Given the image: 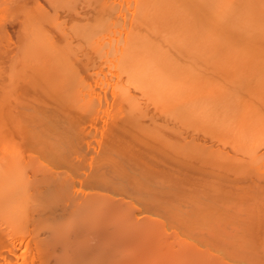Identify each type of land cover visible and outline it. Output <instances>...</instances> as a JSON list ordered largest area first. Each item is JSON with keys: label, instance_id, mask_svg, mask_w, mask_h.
I'll use <instances>...</instances> for the list:
<instances>
[{"label": "bare ground", "instance_id": "6f19581e", "mask_svg": "<svg viewBox=\"0 0 264 264\" xmlns=\"http://www.w3.org/2000/svg\"><path fill=\"white\" fill-rule=\"evenodd\" d=\"M47 1L51 5L52 1ZM47 1L0 0V58L6 62L5 58L11 56L8 61L11 59L13 62L10 60L9 63H14L13 66L15 67L14 69L12 66L13 69L10 68L11 70L8 68L11 72V75L10 72L8 74V86L7 84L2 86L1 83L4 80L0 81L2 88L10 87V89H0V122L2 123H0V219L2 218L0 220V264H264V128L258 133L261 124L259 127L255 122L253 123L255 124L254 127L249 120L248 124H252L251 128H255L256 132L259 127L258 132L254 136V134L248 135L251 131L246 132L250 127L248 124V128L244 129L245 133L248 134H243L240 130L246 121L240 124L243 126L238 124L239 130L243 135L239 134L236 137L237 134L233 133L236 134L233 137L235 138L234 141L237 140V142L232 143L233 140L231 138L229 140L228 136L225 135L232 145H230V142H226L227 140L224 141L226 138L222 133V139H220L221 137L218 138L217 135L214 136L215 133L212 134L213 137L219 139L218 143L221 140V148L217 147L219 145H214L215 143H210L213 142L212 139H210L211 141L205 139L210 144L204 139L203 141L201 139L204 138L202 135H200V137L202 136L200 138L202 142L200 139L198 140L197 134L195 136L193 133L197 132L196 130L199 127L194 130L197 125L192 127L193 125L191 126L190 124H193V118L188 113L186 114L188 112L187 109L192 111L196 101L193 100L194 104H192L189 100L193 98H186L185 100L183 96L187 97L186 95H188L189 97L204 88L203 92H205L201 93L205 95L201 94V96H206L208 94L206 92L209 91L206 88L217 84L214 77L216 76L219 80L221 76L219 73L222 70L217 71L218 68H216L217 72H215L214 66V72H211L215 73V75L211 74L210 70L212 68H209L210 70L207 72H210L211 75H209L213 77V84L209 75L210 78L208 77V79L211 83L208 82V79V83L206 80L204 81L207 77H204V79L200 78V81L202 79L204 82L194 83L195 85L193 86L200 88L201 85L202 88L195 87L196 91H193L194 93L188 90L191 94H185L184 91L188 93L185 87H191L193 80L190 82L186 80L190 84L184 80L186 83L184 84V95H182L183 92L181 90L183 88L178 86H181L183 81L178 83V79L182 80V78L187 77H178L184 75L185 70L184 73L182 71L177 73L176 70L175 73L173 70L172 73L174 75L177 74L175 75L177 79H174L173 75L170 76V70L168 71L167 66L163 69L164 67L162 68L160 64H157L158 60L156 61L154 58L156 56L159 59L160 56L154 55L151 58V54L148 56L146 53L148 49L151 50L152 46L149 48V45L152 44L151 41L153 40H147L145 37V35L148 38L152 36L149 35L150 33H155L156 35L161 33L162 36L165 33V29L168 30L170 27L178 29L176 32L185 28V32L189 30L187 32L189 35H191L190 30L192 31L193 36H188L195 38L199 42V37L196 38L194 34L196 32L198 34L201 33L199 31H202L203 26L193 34V25L197 24L196 29L203 24L201 22L204 21L205 24L209 20L213 22L210 28L213 26L217 33L215 38H217L216 42L218 41L217 45L219 43L218 47L215 44L216 42L214 43V36H212L213 40L211 39V42L208 38L210 35L207 34L206 39L204 33L201 38H205V40L199 39L202 40L203 44L209 43L207 45L201 44V41L199 45L193 39H191L192 43H187L189 40L184 42L185 38L182 39L183 37L181 39L178 38V40L177 35L179 34L175 35L177 36L175 37L176 39L168 34L167 37L169 36V39L164 38L166 41L158 37L159 43L162 44H159L158 40H156L157 44L163 47L165 46L163 44L165 41L167 42V48L165 47V49H169L170 40L174 42L173 45L176 41L177 44L184 42L188 45L190 43L192 46L188 45L189 48L187 47L189 51L193 48L202 50L205 47L206 49L207 46H210L211 49L212 46L214 50H211L216 54L212 55V53H209L211 51L207 52L208 47L206 50L203 49L205 52L202 51L201 59L203 57L207 58L208 55L214 57L218 55L217 57L221 58L215 57L216 60L214 61L216 63L219 61L220 67L223 64L225 66L227 62L224 58L227 60H229L230 56L234 58V54H237L239 50L240 56L238 54L235 57L239 60L238 64L243 61L240 64L244 66L241 65V68L244 67L249 71L253 67L254 70L255 65H250L252 60L249 63L250 59L245 58V54H249L247 53L249 48V52L252 49L256 52L254 55H257V48L264 49V36H261L263 39H260L261 37L257 39L256 37L258 35L256 33L258 29L262 28V24V29H264V20L262 21L264 17L261 16L262 19L259 17V19L257 18L258 20L254 18L255 16L253 17L255 12H251L252 7L249 9L250 4L252 5V0H248L250 3H245L242 8L236 5L238 4L237 0H229L233 6L235 5V10L233 11L237 17L233 19V14V21H229L233 7H231V10L227 9L228 0H224L225 2L223 0H111V2L110 0H99L98 3H102L101 9L105 10L109 14V19L112 17L113 20L111 19L108 24L105 16V22L103 23V19L98 24L97 21L99 20L95 21L97 17L94 19L97 16V12H95L96 15L92 16L95 24L90 26L94 25L93 28L96 27V29H91L90 33L92 34L90 37L88 36L89 38L86 37L85 33V28L89 26L87 25L88 22L84 23V19L87 20L86 17H83L85 14L81 16L84 19H80L81 21L83 20V25H87L86 27L81 25L80 27L82 28H80L77 24L81 22L79 17L71 14V18L69 17L68 19L70 21H67L68 25H66L65 21V29H60V32H58V27L60 28V23L63 24V22L53 20V16L49 17L51 14L48 16L50 10L45 9ZM253 2V5L256 4L257 6L259 1L255 0ZM261 2L263 3L260 6L264 9V0H261ZM113 3L114 6L117 4L116 7H119V5L120 7H112ZM223 4L227 6L223 8ZM59 5L61 10V4ZM125 5L126 8H124ZM246 5H249L247 9L243 7H246ZM53 6L55 7V5ZM193 6L196 10L198 6L203 8L205 10L204 16L207 13L206 17L208 16V20H204V16L200 19L197 18L201 15L199 10L195 11L193 9ZM225 9L227 12L229 11V15H227L229 19L226 16V18L223 17L227 14L224 11ZM189 10H194V14L195 12L198 13L192 18L193 12L191 13ZM204 10L201 9V13ZM254 10L256 11V9ZM185 11L189 13L187 14ZM91 13L93 14V11ZM244 13L247 14V17ZM186 14L188 17L192 16L190 19L192 18L198 23L195 24L189 18L188 20ZM240 14L245 15L248 23L245 22L244 15L241 16ZM128 16L131 17L129 18ZM248 17H252L253 21H257H254L253 24L252 19ZM54 18L58 17L55 16ZM183 18L194 24L192 26L189 25L190 23L183 21ZM201 19L202 21H200ZM221 19H225V22ZM236 19L237 24L239 23L240 26L234 25ZM178 20H180V23L181 21L184 22V28H181L183 25L180 26L182 23L179 25ZM219 20L220 23L223 22L225 24L223 25L222 23L224 27L227 25L228 27H226L229 30H232V25L240 27L241 30L243 26H241V23L243 24L242 21H244V26L246 27L243 26L242 29H244V32L247 30L253 35L248 32L246 34L243 30L238 31L240 34L238 32H230L231 34L233 33V36L228 33L232 37L238 34L240 37L243 32L244 35H250L251 39L249 36L246 39L242 35L240 37L242 40L237 36L238 40L244 43L243 46L239 42H236V45L233 42L235 39L232 42L236 46L232 45L233 43L230 44L231 39L228 42V38H226L227 36L229 37L228 33L222 30L221 27L218 28L217 24H215ZM239 20H241V23ZM258 21L261 22V25H259ZM58 22L60 26L57 24ZM46 24L53 26L54 32V29L57 28V32H50ZM162 25L163 27L160 28L159 26ZM205 25L204 27L209 28L207 22ZM253 25H256L257 29ZM189 27H192V29ZM247 27L251 30L247 29ZM210 28L209 31L211 30ZM217 28L218 30L221 29L224 35L220 34L221 31L219 30V32ZM180 31L181 35L179 37L184 35V32ZM212 32L210 31L209 33ZM218 32L220 34L219 37H217ZM214 34L212 33V35ZM51 35L57 36L52 37ZM189 37L186 39H190ZM75 38L77 40L81 39L85 44L79 40L82 43L79 42L80 46L77 47L75 45L77 42L72 43V39L74 41ZM222 38L223 40H221ZM153 39L155 38L153 37ZM146 40L148 41L147 43L149 41L150 43H145ZM244 41H247L248 44ZM252 42L255 44L252 45V47L254 46L253 48L251 47ZM184 43L181 48L185 46ZM193 43L197 47L193 46ZM82 44L85 47V53L77 50L79 47V49L83 47ZM177 44L175 45L179 48L180 44ZM226 44L230 47L228 48ZM159 45L157 46L160 47ZM238 45L240 48H238ZM244 45L249 47L246 48ZM33 46L34 48L39 46L37 51L36 48L32 49ZM153 46L155 47V45ZM214 46L217 51L220 50L219 47L225 49L221 50V52L219 51L220 54H218ZM45 47H48V55L46 50V53L43 51ZM170 48L173 49L172 47ZM227 48L233 51V55L229 56V54H232V52L228 54L230 51L226 55ZM259 50L258 56L253 57L262 58L263 63H261V60H257L260 63L253 61L256 62L257 66L259 65V73L261 72L260 70L263 73L264 66L262 68L261 66L264 65V51ZM155 52H157V49ZM203 52L207 54V57ZM141 54H147L148 57ZM241 54L244 56L242 57ZM183 55L186 56L185 53ZM187 58L186 60H188ZM233 58L230 60L233 61ZM235 58L234 60H236ZM221 60H224V63ZM185 63L188 62L186 61ZM191 63L193 64V62ZM212 63H210L211 66H213ZM227 63L229 64V61ZM236 63L237 61H235ZM204 64L206 63L204 62ZM246 64L248 68L245 66ZM178 65H180L179 62ZM178 65L176 63L174 66ZM199 66L201 65H198L197 68H200ZM206 66L205 68L207 69ZM19 68L21 70L24 69L23 72L19 73L21 71ZM238 68L241 71L240 66ZM14 70H16V74ZM163 70L169 73H165ZM177 70H179V67ZM201 70H203L201 75L205 74L203 73L205 69L202 68ZM239 70L237 69V73H234V68L231 72L232 74H237V77L240 73ZM253 70L248 75L249 77L253 73L256 75L257 71L253 72ZM25 72H28V74ZM18 73L21 77H27L28 80L24 84L21 83L19 85V80H22V78L17 75ZM180 73L182 74L180 75ZM191 73L187 72V74ZM262 73L261 76H263ZM242 75L240 74L239 77L244 78L246 76ZM261 76L259 74L260 78L258 77V81L255 79L256 83L258 82V87L264 85V78L262 80ZM196 77L194 76L193 79ZM221 78L223 83L226 84L225 81L227 80L224 81L226 77ZM253 78H247V80H252ZM173 80L178 81L174 82ZM195 81L197 80L195 79ZM232 83L234 82L231 81ZM259 83L262 84L259 85ZM234 84L235 89L233 87V91L237 89L236 82ZM245 84H248V82ZM254 84L255 82H253ZM257 84H255L256 89L258 88ZM204 85L205 87L203 88ZM242 85L244 86L243 82L241 87ZM217 86H219V83ZM217 86L214 88L220 89L219 92L217 91L218 98L222 94L223 97L226 96L221 91L223 87L220 85L221 88H217ZM245 87H247V90L243 91H248V94L253 91H260L261 95L264 91L261 88L256 90L255 87L248 90L249 85ZM214 90H210L209 96H211L207 97V95L206 98L208 100L211 99V101L214 99V103H216L215 105L209 101V105L220 107L219 101L216 102V91L215 97L214 94L212 95ZM221 92L222 94H219ZM236 92L233 93L236 94ZM238 93L240 95L239 91ZM198 94H200V91ZM198 94L196 95L198 96ZM229 94L231 95L232 93L229 92ZM17 95L19 99H22L19 100ZM23 95H26V98L31 95V99L29 98V101L27 99V104H25L26 100ZM239 95L236 96L238 101L237 98L235 101L234 99L232 100L234 103L226 101L223 104L225 100H229V97L233 98V95H227V99L225 98L224 100L220 97V103L223 100L222 104L223 106L225 105L223 108L225 109L226 107L225 110H227L228 104H239ZM256 95L259 94H255V97ZM261 96L263 97L264 94ZM249 97L252 99V95ZM171 99L174 102H171ZM200 99L203 98L200 97ZM204 99L202 100L203 103L205 102ZM244 99L242 98L241 101L243 102ZM13 100L14 102L17 101L18 108L21 106V110H16V112L13 110L11 106ZM255 100L256 102L254 103L261 101L257 97ZM19 101H25L23 104L27 108L24 105L22 106ZM37 101L39 105L41 101L45 104L42 102L43 105L37 106ZM184 101H187L186 105ZM200 101L195 104L197 107ZM242 102L240 103L241 105L237 104L240 108L236 105L237 109L242 110V104L246 101ZM246 103L245 106L247 108L245 107L246 109H244L248 111L250 108L247 113L251 111V107L252 110H256L253 109V105L251 106L253 100L251 103H247L248 105L250 104L249 106ZM205 104L201 108H205ZM187 105H190L191 109ZM262 106L264 107V102ZM230 107L232 108L231 105ZM223 108H221V112L219 111L220 113L225 112L222 111L224 110ZM195 109L197 108L195 107ZM235 109H228V111L230 110L233 113ZM207 110L203 109L201 112ZM236 110L237 115L239 110ZM263 110L262 113H264ZM169 112H171V116L169 115L168 117ZM194 112L196 111H193L192 114ZM173 113L179 118H173L174 120L177 119L175 121H178V123H174L175 121L170 119L174 116ZM198 113L196 114L198 115ZM239 113L243 112L240 111ZM179 114H184L186 117ZM226 114L225 116H228L229 113ZM259 114L256 115V118L261 116ZM209 115L211 114L209 113ZM236 115L233 116L232 114L234 118H238ZM242 115L241 120L246 119L244 118L247 116L246 111ZM254 116H250L251 120L255 119ZM167 117L174 121L171 123L168 119L172 125H189L191 131L185 132L184 127L181 128L182 126L167 127L164 123V121L167 122ZM189 117H191V120L188 119ZM250 118L247 117V119ZM225 119L223 120L222 118L221 120L225 121ZM262 119L258 117L260 123L264 122V119ZM199 120L201 121V119ZM213 120L215 124L217 121H215V118ZM235 120L237 119H234V122ZM227 122L229 123V121ZM242 122L240 121V123ZM237 123L234 124L236 127ZM216 125L219 126V124ZM256 125L258 126L257 128ZM3 126L11 129L12 133L7 128L11 135L15 134V137L8 139L4 136ZM224 126L222 125V127ZM219 127L218 130L222 128L221 125ZM204 128L202 127V129ZM200 134L203 133L201 132ZM193 136H195L194 139ZM207 138L209 137L207 136ZM227 146L231 148L230 151ZM226 149L227 151H224ZM1 208H3V211ZM4 224L7 225L3 226Z\"/></svg>", "mask_w": 264, "mask_h": 264}, {"label": "rangeland", "instance_id": "374dc122", "mask_svg": "<svg viewBox=\"0 0 264 264\" xmlns=\"http://www.w3.org/2000/svg\"><path fill=\"white\" fill-rule=\"evenodd\" d=\"M42 1H43V0H42ZM46 1H47V0H46ZM51 1H52L53 4L51 3V5H50L49 2L47 1V5H46L45 9H46V10H50V13L48 14V16L51 14L49 17L53 16V17H52L53 20H55V21H59V22H63V24L60 23L61 26L59 25V22L57 23V24L60 26V28L58 27V29H59L58 32H60V29H61V30H62V29H65V26L68 25L67 23L70 21V20H68V19H69V17L71 18V14H72V15L75 14L76 17H79V20H80V21H81L80 18H82V19H84L85 17L87 18L88 21H87L86 19H84V23H85V22H88V24H87V23H86V24L89 25L87 28H85V29H86V31H85V33H86V37H88V36L90 37V36H91V34H92V33H90L91 29H92V30H93V29H96V27L93 28L94 25L90 26L91 24H95V23H93V20H94L96 17H97L98 19L96 18L95 21H96V20H99V21H97L98 24H99L100 21H103V19H104V21H103V23H104V22H105V18H106V20L108 21V24H109L110 20L112 19L111 16H110L111 19H109V16H108L109 14H107V12H106L105 10H102V9H101V7H102L101 4H102V3L99 4V3H98L99 0H97V1H96V0H91V1H90V0H77V1H75V0H59V1H58V0H55V1H54V0H51ZM57 1H58V2H57ZM63 1H64V2H63ZM65 1L67 2V4H66ZM108 1H109V0H108ZM233 1H236V0H233ZM243 1H244V3H243ZM243 1H242V0H237V3H238V4H236V5H238L239 7L241 6V8H242V5H244L245 3H246V4H247L248 2L250 3V1H248V0H246V1L243 0ZM253 1H255V0H252V2H251L252 5L250 4V6H249V5H246V7H245V6H243V7L246 8V9L248 8L247 6H249V9L252 7V11H251V12H255V14L253 13V17L255 16L254 18H256V19H257V18L259 19V17H260V19H262L261 16L264 17V13H263V12H264V9L261 8L260 5H261V3H263V2H261V0H257V2H258V1H259V2H258V4H257V6H256V4L253 5V3H254ZM54 2H56V4H54ZM60 2H62V3H60ZM90 2H91V3H90ZM110 2H111V0H110ZM223 2H225V1L223 0ZM228 2H229L228 4L230 5L231 1L228 0ZM257 2H256V3H257ZM57 3H58V5H57ZM89 3H90V4H89ZM97 3H98L99 5H98ZM59 4H61V10H62V11H61L60 8H59V6H60ZM68 4H69V5H68ZM75 4H76V6H75ZM132 4H133V3H132ZM53 5H55L56 8H55ZM72 5H73V6H72ZM116 5H117V4H116ZM116 5L114 6V3H113V4H112V7H113V6L116 7ZM229 5H228V6L226 5V6L228 7V8H227L228 10H231V9H232L231 7H233L232 11L235 10V9H234L235 5L233 6L232 3H231L232 6H231V5L229 6ZM47 6H48V8H47ZM62 6H63V7H62ZM64 6H65V7H64ZM68 6H69V7H68ZM71 6H72V7H71ZM80 6H81V8H80ZM96 6H99V7H96ZM109 6H110V4L108 5V8H109ZM224 6H225V5L223 4V8H224ZM226 6H225V7H226ZM258 6H259V7H258ZM263 6H264V5H263ZM67 7H68V8H67ZM119 7H120V5H119ZM119 7L117 6L116 8H119ZM236 7H237V6H236ZM239 7H238V8H239ZM257 7H258V8H257ZM54 8H55V9H54ZM57 8H58L59 10H58ZM62 8H63V9H62ZM66 8H67V9H66ZM78 8H79V9H78ZM124 8H126V5H125ZM198 8H199V9H198ZM198 8H197V10H196V9L194 8V6H193V9H195V11H198V10H199V12H200L199 14H200L201 16L198 15L199 17H197V18L200 19L201 17L204 16L205 10H204L203 8L199 7V6H198ZM200 8H201L202 10H204V11H202V13H201V11H200V10H201ZM64 9H65V10H64ZM100 9H101V10H100ZM112 9H113V8H112ZM114 9H115V8H114ZM239 9H240V8H239ZM254 9H256V11H258L261 15H260L258 12H256ZM259 9H260V11H259ZM46 10H44V11H46ZM53 10H54V11H53ZM66 10H67V11L70 10V11L67 12ZM81 10H82V11H81ZM95 10H96V11H95ZM106 10H107V9H106ZM123 10H126V9H123ZM240 10H241V9H240ZM56 11H58V12H56ZM91 11H93V14L91 13ZM102 11H103V12H102ZM104 11H105V12H104ZM127 11H129V10H127ZM187 11H188V10H187ZM193 11H194V10H193ZM193 11H190V10H189V12H191V13H192ZM224 11H225L227 14H225V15L223 16V14H224V13H223L222 16H223V17L226 16V17L229 19V16H227V15H229V14H228L229 11L227 12L226 9H225ZM237 11H239V10H237ZM245 11H247V10H245ZM249 11H250V10H249ZM262 11H263V12H262ZM51 12H52V13H51ZM54 12H56V13H54ZM95 12H97V16H95L94 19H93L92 16H94V14L96 15ZM125 12H126V11H125ZM189 12H188V13H189ZM233 12H234V11H233ZM233 12H231L232 14L230 13L231 18L229 19V21L232 20L233 17H234L233 19H235V18L237 17V16L235 15L236 13H235V12L233 13ZM251 12H249V13H251ZM57 13H59L60 15H59V14L57 15ZM104 13H106L107 15H106V14L104 15ZM128 13H129V12H128ZM185 13H187V12L185 11ZM188 13H187V14H188ZM197 13H198V12H195L196 15H197ZM238 13H240V12H238ZM238 13H237V14H238ZM242 13H243V12H242ZM249 13H248V14H249ZM262 13H263V14H262ZM52 14H53V15H52ZM54 14H55V15H54ZM69 14H70V15H69ZM83 14H85V15H83ZM187 14H186V16H187ZM192 14H193V17H192V16H189V17L187 16V19H188V18L190 19V17L194 18V16H196V15L194 14V12H193ZM206 14H207V13H206ZM206 14H205V16H204V20H205V19L208 20V19H207L208 16L206 17ZM233 14H234L235 16H234ZM244 14H245V13H244ZM244 14H242V15H244ZM257 14H258V15H257ZM63 15H64L65 17H64ZM66 15H67V16H66ZM78 15H79V16H78ZM82 15H83L84 18L81 17ZM189 15H190V14H189ZM232 15H233V17H232ZM240 15H241V14H240ZM242 15H241V16H242ZM245 15H246V17H247V14H245ZM245 15H244V17H243L244 19H245ZM55 16L58 17V18H54ZM61 16H62V17H61ZM105 16H106V17H105ZM256 16H257V17H256ZM59 17H60V18H59ZM73 17H74V16H73ZM88 17H90V18L88 19ZM104 17H105V18H104ZM128 17L130 18L131 16H128ZM183 17H185V16H183ZM226 17H225V18H226ZM239 17H240V16H239ZM101 18H102V19H101ZM192 18L190 19V20H192V22L194 21L195 24L198 23V21H195V20L192 19ZM195 18H196V17H195ZM197 18H196V20H197ZM248 18H249V17H248ZM250 18H251L252 21H253V18H252V17H250ZM250 18H249V19H250ZM56 19H57V20H56ZM62 19H64V20H62ZM92 19H93V20H92ZM100 19H101V20H100ZM184 19H186V18H183V21L190 23L189 25L192 26V25L194 24V23L191 24L192 22H189V21L184 20ZM189 19H188V20H189ZM199 19H198V20H199ZM237 19H241V18H237ZM237 19H236V23H234V25L236 24V25H239V26H240L239 23L237 24ZM246 19H247V18H246ZM246 19H245V20H246ZM258 19H257V20H258ZM11 20H12V19H11ZM13 20H14V18H13ZM85 20H86V21H85ZM112 20H113V19H112ZM180 20H182V19H180ZM180 20H178V21H179V25L182 23V24L180 25V26H182L184 22L181 21V23H180ZM221 20H222V21L224 20L223 22H225V19H221ZM242 20H243V19H242ZM257 20H254V21H257ZM263 20H264V18L262 19V21H263ZM65 21H66V25L64 26ZM67 21H68V22H67ZM178 21H177V22H178ZM200 21H202V19H201ZM200 21H199V22H200ZM232 21H233V20H232ZM232 21H231V22H232ZM239 21H240V23H241V20H239ZM248 21H249V20H248ZM254 21H253V24H254ZM74 22H75V21H74ZM76 22H78V21H76ZM82 22H83V20H82L81 22H78V23H77V24L79 25V27H80L81 25H82V27L85 26V25H83ZM206 22H207V25L209 24V25H208L209 28H210L211 25H213V24H211V23H213V22H211V21H209V20L206 21ZM206 22H205V24H206ZM214 22H215V21H214ZM223 22H222V23H223ZM242 22H243V24L241 23V26H242V25L244 26V23L247 22V20H246L245 22H244V21H242ZM258 22H259V25H261V24H260L261 22H260V21H258ZM81 23H82V24H81ZM89 23H90V24H89ZM202 23L204 24V21L201 22V24H202ZM219 23H220V20H219V22H216L215 24H217V27H218V28L221 27L222 30H224V31L227 32V33H228V32H229V33H230V32H238V31L240 30V27L235 26V27H237V28H235L234 25H232V24H231V25L233 26V28H232V26L230 27V25H229V27L232 28V30H231V29L229 30V28H227V27H228L227 25H226L227 27H226V26L224 27V26H223V25H225L224 23H223V25H222V23H220V24H219ZM228 23H229V22H228ZM232 23H233V22H232ZM247 23H248V22H247ZM247 23H246V24H247ZM256 23H257V22H256ZM263 23H264V21H263ZM6 24H7V23H6ZM106 24H107V22H106ZM199 24H200V23H199ZM203 24L200 25V26H198L196 29H195V27L197 26V24H196L195 26L193 25V27H194V29H193V31H194L193 34L195 33L196 30H199L200 27L203 26V29L201 28L203 32L200 30L199 32H201V33L198 34V33L196 32V34H194V35H196V38H198V37L201 38V36L203 37V33H204V37H205V38L207 37L206 35L209 34V35H210V36L208 37L209 40H210V41H211V39L213 40V37H212V36H214V38H215V35H217L215 29L213 28V26L210 28V29H211L210 31H211V32L213 31V32H212L213 34H214V31H215V34L212 35V33H209V32H210V31H209V28H206L207 26H206L205 24H204V25H205L206 27H204ZM218 24L221 25V26H219ZM250 24H251V23H250ZM62 25H63V26H62ZM87 25H86V26H87ZM248 25H249V24H248ZM251 25H252V24H251ZM257 25H258V23H257ZM46 26L48 27V29H50V30H49L50 32H53V33H56V32H57V30H56L57 28L54 29V30H55V32H54V31H53V26L48 25V24H46ZM86 26H85V27H86ZM96 26H97V25H96ZM155 26H156V25H155ZM215 26H216V25H215ZM243 26H242V27H243ZM253 26L256 27V25H253ZM43 27H44V26H43ZM43 27H42V28H43ZM47 27H45V28H47ZM61 27H62V28H61ZM79 27H78V28H79ZM82 27H80V28H82ZM159 27L161 28V27H163V25H162V26H159ZM159 27H158V28H159ZM242 27H241V30H240V31L243 30V32H244V29H242ZM244 27H246V26H244ZM249 27H250V26H249ZM88 28H90V29H88ZM158 28H157V29H158ZM160 28H159V29H160ZM181 28H184V25H183ZM189 28L192 29V27H189ZM204 28H206V29H204ZM218 28H217V30H218ZM234 28H235L236 30H235ZM250 28H251V27H250ZM250 28L247 27V29H250ZM259 28H261V27H259ZM262 28H263V24H262ZM262 28H261V29H258V31L256 30L257 27H256V29L253 28V27L251 28V29H255V30L257 31V33H256V34H258V35L256 36L257 39H258V37L260 38L261 36H264V35H263V33H264V29H262ZM48 29H47V30H48ZM174 29H175V28H171V27H170V29H168V30H166V29H165V31L163 30L166 34L163 33V32L161 31V32L163 33L162 36H161V33H160V35H159V33H157L158 36H157L155 33H152V34L150 33L149 35H152V36H149V38H148L147 35H145V37H146L147 40H153V41H151L152 44L149 45V48H151V46H152L151 50L148 49V52H146V53L148 54V56H149L150 54H151V55H150L151 58H152L154 55H157L158 57L160 56V57H159L160 60L157 59L156 56H154V58L156 59V61L158 60V63H157L156 61H155V63L160 64V66H161L162 68L164 67L163 69H165L166 66H167L168 71L170 70V76L173 75L174 79L176 78L175 75H177V74L174 75V74L172 73L173 70H174V72H175V70H176L177 73H178L179 71H180V72L182 71V72L184 73V70H185L184 75H181L182 73H180L181 76L178 75V76H179L178 78H180V77L182 78V76H183V77L186 76L188 79L184 77V78H182V80L178 79L179 81H178V80H176V81L173 80L174 82H177V81H178V83H179L180 81H183V82H184V83L181 82V83H182L181 86H180V85H179V86L177 85L178 87H180V88L182 87V88H183V89L181 90L182 92H183V90H184V86H185L184 84H185L186 82H188V81L190 82V81L193 80V83H191V87H190V86L188 87L187 84H186V86H187L188 88L185 87V90H187V92H188V90H190L191 92H193V91L195 92V91H196L195 89H196V88H199V87H196V86H195V87H196V88H195V87L193 86V85H195L194 83L197 84L198 82H199V83H200L201 81L204 82L205 80H206V82H207L208 77H209L211 74H215V73H212V72H214V71L217 72L218 70H219V71L222 70V71H221L222 74H221V72L219 73V75H221V76H220V77L218 76V77H219V80H218L217 77L215 76L216 74L213 75V76H215L214 79H216L217 84L219 83V86H217V84H215L214 86H212V85H210V86L206 85V84L209 82V79H208V82L205 84L206 86H208L206 89H209V91L206 92V93H208V94H206V96L208 95L207 97H210V96H211V95L209 96V94H210V93H209L210 90H214V89H215L214 87L217 86V88H218V87H220V85L223 87V89L225 88L224 90H225V92H226L227 94L224 92L223 89H221V91H223V93H224L226 96H227V95H229V96H232V95H233V98L229 97V100H225V102H223V100L226 98V96L223 97L222 92L219 93V94H222L221 96H220V95H219V96L222 97L221 99H223V100H221V103H220V99H219L220 97L218 98V94H217V93L220 91V89H218V90L215 89L214 92H212V95L214 94V97H215V91H216V94H217L216 102L219 101L218 104L220 105V107H219V106L216 107V106H215L216 103H214L215 101H214V99H213V98H214L213 96H212L213 98L211 97V98L213 99V101H211V99L208 100V98H206V96H201V94H202L201 92H203V90L205 89V88H204L205 85L203 86L204 89L201 90L200 88H202V87H201V85L199 84V85H200V88H199L200 90H199V89H198V90L200 91V94H198L199 91L196 92V94H198V96H197L196 94H194V95H191V96H189V97H188V95H186L187 97H185L184 92H185V94H191V93H189L190 91H189L188 93H186V91H184V92L182 93V95H184L183 97L185 98V100H186V98H187V99H191V98H193L192 100H189V101L192 102V104H194V103H193V100L196 101V103H197V101H200V100H201V101H200L201 103L199 102L200 104H199V103L197 104L198 107L195 105V104H196V103H195V104H194V108H192V111H190L189 109H187L188 112H186V114L188 113V114L193 118V124H190V125H191V126L193 125L192 127H195V126L197 125L196 128H194V130H196V129L199 127V128H198L199 130H198V129L196 130L199 134L193 130V132H195V133H193V135L196 136V134H197L196 137L198 138V140H199L202 136L204 137V138H201L202 140H203V139H204V140H205V139H209V140L212 139L213 142H210V143H213V144L215 143L214 145H216V146L219 145V146H217V147H220V145H221V140H220V143H218V142H219V141H218L219 139H217V137L220 138V137L222 136V134H223V136H225V135L228 136L229 140L232 139V140H233L232 143H233V142L235 143V142H237V140L234 141L235 138H234L233 136H235V135L237 134L236 137H238L239 134H240V135H241L242 133L244 134V133H245V130L248 128V125H250V124H248V123H249V120L252 122V124L256 122V124L259 125V127H260V124H261L260 130H259V127L256 125V128L258 127L257 129L259 130V132H258V130H257V132L260 133L261 130H263V128H264V126H263V125H264V124H263L264 122H261V123H260V120H258V117H259V119H261V118L264 119V113H262V110L264 109V107L262 106V104H263V102H264V100H263V99H264V98H263L264 96H263V97L261 96L262 94H264V91H263V93L261 92V93H262L261 95H260V91H259V92H258V91H255V92H254L253 90H251V91H253V92H251V94H248V93H247L248 91H247V92L245 91L246 93L243 91V90H247V87H245L246 85H247V86L249 85L248 90H250L251 88H254V87H255V84L258 83V82L256 83V80L258 79L259 74H260V76H261L262 70H260L261 72L259 73V69H258V68H260V67H258L259 65H258V66L256 65V62H257V63H260L259 61H260L262 58L259 59V58H257V57H253V56H258V50L260 49V47L257 48V46H256V48L258 49V50H256V51H257V55H254V53H256V52L253 51V49H252V48L254 47V46L252 47V45L254 44V42H252V43H251V47H252L251 49H252V51L249 52V51H250V48L247 49V50H248L247 53H249V54H247L248 56L244 53L245 56H246L245 58L250 59V60H249V63H250V61L252 60V63H251L250 65H251V66H254V65H255V66H254V70H253V67H252L251 69L249 68V69H250L249 71H247L248 69H245L244 67L241 68V65H242V64H240V63H243V61L240 62V63L238 64L239 60H237V59L235 58L236 55L239 54V50H238V53H237V54H234V55H235L234 58L236 59V60H234V58H233L232 56H230V55H233V51L228 49V48L230 47V46H228V45L232 44L233 42H234L236 45H237L238 42H239L240 44L242 43V42H240L241 40L239 41L238 38H237V36L240 34V32H238L239 34H238L237 36H235V34H234V36H235L237 39H236L235 37H232V36H233V35H232L233 33H232V34L230 33L232 36H230V34L228 33V35H229L230 38L225 34V36H227L226 38H228V42H229V40L231 39V43L228 44V42L225 41V42L228 44V45L226 44V45L228 46V48H227L228 50H227L226 52H225V51H224V52L226 53V55H227V52H228V51H230V52H228V54L231 53V52H232V54H229V56H230L229 60H227L226 58L223 57V58L225 59V61H227V62L229 61V64L226 62V63H227V64L225 63V66H226V67L224 66V64L221 65V67H220V66H219V64H220L219 61H217V63L214 61V60H216L215 57H216V58H219V57H217L218 55L215 56V57L212 56V55L216 54V53H213V50H214V49L212 48V46H211V49H213V50L210 49V46H207V48L209 47L208 49L206 48V49H207V52L211 51V52H209V53H212V55H210V56L208 55V57H207V54L204 53L205 50H206L205 47L203 48V49H205V50H203V49L200 50V49H198V48H197V50H196V48H195V49L193 48L194 50L192 49L191 51H189V49H188L189 46H190V47L192 46V45H190V43H192V42H191V39H193L194 41H196L195 38H190L191 35H192V33H191L192 31L190 30V34H191V35H189V33L187 34V32H189V30H188L187 32H185V31H186V30H184L185 28H184V29H181V31L184 30V31H182V32H184V33H183L184 35L181 36V37H179V36L181 35V34L179 33L180 30H179L178 32H176V30H178V29H175V31H174ZM179 29H180V28H179ZM213 29H214V30H213ZM251 29H250V30H251ZM160 30H161V29H160ZM219 30L221 31V29H219ZM219 30H218V31H219ZM166 31H167V32H166ZM181 31H180V32H181ZM205 31H206V32H205ZM220 31H219V32H220ZM41 32H42V36H43V30H42ZM44 32H45V31H44ZM157 32H158V31H157ZM219 32H218V36H217V37H219L220 34H223V35H224V33H222V31L220 32V34H219ZM243 32H242V35H243L245 38H246L247 36L250 37V35H246L247 32L249 33V31L246 30V31L244 32V33H246V34H245L246 36L244 35ZM253 32H255V31H253ZM253 32H252V33H253ZM61 33H63V32H61ZM260 33H261V34H260ZM147 34H148V33H147ZM168 34H170L169 36L174 37V38L178 36L177 39H178V38L181 39V38L183 37L182 39L185 38V40H183L184 42H186V40H189V41H187V43L190 42V43L188 44L189 46L187 45V43H184V42L182 41L186 47L184 46L183 48H181V47L183 46V45H182L183 43H181V44L178 43V44H180V45H179V48H177L178 46L176 47V45H175V44H177V41H176V43L173 45L174 42H172V40H170L169 42H171V43H169V45H168V46H169V47H168L169 49H165V47L167 48V46H166V45H167V42H165V41H166L165 39L169 37V36L167 37ZM177 34H179V35H177ZM201 34H202V35H201ZM249 34H251V33H249ZM256 34H255V35H256ZM46 35H47V34H46ZM60 35H61V34H60ZM175 35H177V36H175ZM185 35H187V36L189 35L190 37H189V36H188V37H189L190 39H186V38H188V37L185 36ZM197 35H200V36H197ZM242 35H241L240 37H242ZM251 35H253V34H251ZM48 36H49V35H48ZM51 36H52V35H51ZM53 36L56 37L57 35H56V36L53 35ZM53 36H52V37H53ZM165 36H166V37H165ZM184 36H185V37H184ZM192 36H193V35H192ZM89 37H88V38H89ZM145 37H144V38H145ZM150 37H151V38H150ZM153 37H154L155 39H153ZM158 37H161V39H164V38H165V39H164V40H165L164 42L160 39V41H162L163 44H164L165 46L162 47V45H159V44H162V43H159V39H157ZM238 37H239V36H238ZM240 37H239V38H240ZM253 37H254V36H253ZM142 38H143V37H142ZM142 38H141V39H142ZM199 38H198L199 42H200V41L202 42L203 39L205 40V38H203V39L201 38L202 40L199 39ZM168 39H169V38H168ZM171 39H172V38H171ZM175 39H176V38H175ZM175 39H174V40H175ZM179 39H178V40H179ZM206 39H207V38H206ZM216 39H217V38H215L214 43L216 42ZM234 39H235V40H234ZM240 39H242V38H240ZM246 39H247V38H246ZM250 39H251V37H250ZM253 39H254V38H253ZM257 39L255 38V40H257ZM260 39H263V37H261ZM79 40H81V39H78V40H77V39L75 38L74 41H73V39H72V43H73V42H77V43H75V45L78 47V46H80V43L83 42L82 40H81L82 42L79 41ZM147 40L145 41V43L148 42ZM156 40H158V43H159V44H157V41H156ZM221 40H223V38H222ZM221 40H219V41H221ZM233 40H234V41H233ZM236 40H237V41H236ZM242 40H243V39H242ZM248 40H249V39H248ZM255 40H253V41H255ZM142 41H143V40H142ZM154 41H155V42H154ZM207 41H208V40H207ZM207 41H206V43H207ZM232 41H233V42H232ZM251 41H252V40H251ZM79 42H80V43H79ZM153 42H154L155 44H154ZM196 42H198V41H196ZM199 42H198V43H199ZM204 42H205V41H204ZM211 42H212V41H211ZM211 42H210V43H211ZM217 42H218V41H217ZM217 42L215 43L216 45H217ZM236 42H237V43H236ZM244 42H245V41H244ZM246 42H247V41H246ZM246 42H245V43H246ZM256 42H257V41H256ZM256 42H255V43H256ZM259 42H260V41H259ZM261 42H262V41H261ZM42 43H43V42H42ZM83 43H84V42H83ZM149 43H150V41H149ZM149 43H147V44H149ZM194 43H195V42H194ZM194 43H193V46L196 45V43H195V45H194ZM198 43H197V44H198ZM234 43H233L232 45L236 46ZM45 44H47V43H45ZM45 44H44V45H45ZM84 44H85V43H84ZM147 44H146V45H147ZM156 44L159 45L160 47H158ZM178 44H177V45H178ZM201 44H203V42H202ZM207 44H209V43H207ZM207 44H203V45H207ZM215 44H214V45H215ZM224 44H225V43H224ZM240 44H239V45H240ZM243 44H244V43H242V46H243ZM247 44H248V42H247ZM249 44H250V42H249ZM259 44H260V43H259ZM73 45H74V44H73ZM75 45H74V46H75ZM153 45H155V47H154ZM170 45H171V46H170ZM199 45H200V43H199ZM212 45H213V44H212ZM218 45H219V43H218ZM218 45H217V47H218ZM226 45H225V46H226ZM239 45H238V48H240ZM254 45H255V44H254ZM256 45H257V44H256ZM71 46H72V45H71ZM76 46H75V47H76ZM82 46H83V44H82ZM174 46H175V47H174ZM201 46H202V45H201ZM201 46H200V47H201ZM234 46H233V47H234ZM244 46H245V45H244ZM259 46H260V45H259ZM37 47L39 48V46H37ZM37 47L35 46L36 51H37ZM72 47H73V46H72ZM75 47H73V48H75ZM161 47H162V49H160ZM170 47H172L174 50H175V48H176V50L174 51V50L171 49ZM187 47H188V48H187ZM195 47H197V46H195ZM198 47H199V46H198ZM202 47H203V46H202ZM233 47H231V48H233ZM245 47H246V46H245ZM248 47H249V46L247 45L246 48H248ZM261 47H262V46H261ZM263 47H264V43H263ZM33 48H34V46L32 47V49H33ZM35 48H34V49H35ZM42 48H43V47H42ZM47 48H48V47H47ZM47 48L45 47V49H44V50L42 49V50H43L44 52H45V50H46V52H47V51H48ZM79 48H80V47H79ZM79 48H78L77 50H80L81 53H85L86 50H85V47H84V46H83L81 49H79ZM153 48H154V49H153ZM155 48L157 49V52H155V51H156ZM186 48H187V49H186ZM214 48H215V46H214ZM234 48L236 49V47H234ZM256 48H255V49H256ZM34 49H33V50H34ZM152 49L154 50V52H153ZM159 49H160V50H159ZM164 49H165V50H164ZM178 49H180V50L178 51ZM184 49H186L187 51L184 50ZM215 49H216V48H215ZM219 49H220L219 51L221 52V50H224L225 48L222 49V48L219 47ZM235 49H234V50H235ZM244 49H245V48H244ZM163 50H164L165 52H164ZM172 50H173V52H172ZM181 50L186 54V56L183 55L184 53H183ZM195 50H196V51H195ZM199 50H200V52H199ZM260 50H262V49H260ZM260 50H259V51H260ZM39 51H40V50H39ZM151 51H152L153 53H152ZM159 51H160V52H159ZM167 51H170V52H172V53L167 52ZM176 51H177V52H176ZM202 51H204L203 54L206 55L207 58L203 57V59H201V58H202V56H201V55H202ZM216 51H217V49H216ZM219 51H217L218 54H220ZM263 51H264V49L262 50V52H263ZM46 52H45V53H46ZM161 52H162L163 57H165V58L162 57ZM186 52H187V53H186ZM189 52H190V53H189ZM191 52H192V53H191ZM195 52H196V53H195ZM197 52H199V53H197ZM214 52H215V51H214ZM224 52H223V53H224ZM235 52H236V50H235ZM235 52H234V53H235ZM240 52H241V49H240ZM244 52H246V50H244ZM181 53H182V54H181ZM193 53H194V54H193ZM209 53H208V54H209ZM252 53H253V55H252ZM5 54H6V52H5ZM88 54H92V53H88ZM147 54H145V55L147 56ZM164 54H166V56L169 55V54H171V55L167 56V57H168V58H167L166 56H164ZM172 54H173V55H172ZM174 54H175V55H174ZM178 54H179V55H178ZM187 54H190V55H187ZM260 54H261V53H260ZM263 54H264V53H263ZM6 55H7V54H6ZM47 55H48V52H47ZM141 55L143 56L144 54H141ZM145 55H144V56H145ZM193 55H194V56H193ZM222 55H224V54H222ZM241 55H242V54H241ZM251 55H252V56H251ZM148 56H147V57H148ZM173 56H174V58H173ZM175 56H176V57H175ZM179 56H180V57H179ZM181 56H182V57H181ZM190 56H191V57H190ZM220 56H221V55H220ZM239 56H240V54H239ZM243 56H244V55H242V57H243ZM260 56H261V55H260ZM10 57H11V56H10ZM10 57H9V58H10ZM178 57H179V58H178ZM187 57H188V58H187ZM192 57H193V58H192ZM225 57H228V56H225ZM250 57H252V58H250ZM9 58H7V57L5 58L6 62L4 61V59L2 60V59L0 58V61H2V62H0V69H1V70H0V71H1V73H0V81L2 82V80H4L2 83L0 82V83L2 84V86H4L3 84L6 85V84L9 82V81H8V80H9V75H8V74H9L10 70L13 69L12 66H13L14 63H12L13 61L10 59V60L12 61V62H11L12 65H11V63H9L10 60L8 61ZM154 58H153V59H154ZM170 58H171V59H170ZM181 58H184V59H181ZM186 58H187L188 60H186ZM189 58H190V59L192 58V59L190 60ZM196 58H197V59L199 58L200 61H199V59L197 60ZM220 58H221V57H220ZM220 58H219V59H220ZM231 58H233L232 60L234 61V64H235V61H237V63L235 64L236 67H235V65L233 64V61L230 60ZM238 58H239V57H238ZM245 58H244V59H245ZM254 58H255V59H254ZM263 58H264V56H263ZM155 59H154V60H155ZM163 59H164V60H163ZM167 59H168V60H167ZM177 59H179L180 61H179V60L177 61ZM193 59H194V61H193ZM207 59H208V60H207ZM212 59H213V60H212ZM239 59H243V58H239ZM247 59H245V60L248 61ZM181 60H182V62H183V63H182L183 65L181 64ZM184 60H185V61H184ZM201 60H203L206 64H204V62L201 61ZM205 60H206V61H205ZM209 60H210V61H209ZM253 60L256 61V62H254ZM257 60H259V61H257ZM164 61H165V62H164ZM171 61H173V62H171ZM186 61H187L188 63H185ZM190 61L193 62V64H194L195 66H194ZM208 61H209V64H208ZM221 61L223 62L224 60H221ZM230 61H231V63H230ZM240 61H241V60H240ZM178 62H179L180 65H178ZM194 62H195V63L198 62V63L195 64ZM201 62H202V64H201ZM212 62H213V63H212ZM214 62H215V63H214ZM161 63H162V64H161ZM176 63H177L178 66H174V65H176ZM210 63H212L213 66H211ZM223 63H224V62H223ZM261 63H263L262 60H261ZM172 64H173V65H172ZM187 64H188V67H187ZM189 64L192 65V66L190 67ZM207 64H208V65H207ZM232 64H233V65H232ZM247 64H248V63H247ZM247 64L245 65L246 67H247ZM163 65H164V66H163ZM168 65H169V66H168ZM170 65H172V66H170ZM198 65H201V66H199L200 68H197ZM204 65H205V66L207 65L206 67H207L208 70L205 68ZM230 65H232L233 67L230 66ZM237 65H238V66H237ZM4 66H5V67H4ZM173 66H174V67H173ZM180 66H181V67H180ZM183 66H184V67H183ZM185 66H186V67H185ZM202 66H203V67H202ZM208 66H209V67H208ZM210 66H211V67H210ZM214 66H215V70L213 71ZM222 66H224V67H222ZM228 66H229V67H228ZM239 66H240L241 71H240L239 68H238ZM242 66H244V65H242ZM263 66H264V65H262L261 68H262ZM13 67H14V66H13ZM22 67H23V66H22ZM169 67H170V68L172 67V68L170 69ZM178 67H179V70H177ZM219 67H220L221 69H220ZM248 67H249V64H248ZM248 67H247V68H248ZM256 67H257V68H256ZM8 68H9V69L11 68V69L9 70ZM173 68H174V69H173ZM180 68H181V69H180ZM184 68H187V69H184ZM191 68H192V71H191ZM202 68L206 70V72H205V70H204L203 73H205V74H203V75H201V74H202V71H203V70H201ZM209 68H210V69L212 68V70H210ZM216 68H218L217 71H216ZM234 68H235V72H234V73H237V71H236L237 69H238L239 72H240V73L238 74L237 77H236L237 74H234V73L232 74V72H231V71L234 70ZM6 69H8L9 71L6 70ZM14 69H15V67H14ZM19 69L21 70V68H19ZM188 69H190V70H188ZM198 69H199V70H198ZM230 69H231V70H230ZM255 69H256V70H255ZM263 69H264V68H263ZM23 70H24V69H22L19 73L23 72ZM186 70H187V71H186ZM196 70H197V71H196ZM200 70H201V71H200ZM209 70H210V72L212 71L211 74H210V72H207V71H209ZM245 70H246V71H245ZM252 70H253V72H254V71H255V72L257 71V72H256V75H257V76L254 75L255 73H253L252 76H250V77L248 76V75L251 74ZM14 71H15L14 73L16 74V70H14ZM163 71H164V70H163ZM165 71H166V70H165ZM165 71H164V72H165ZM188 71H189V73L192 72L191 74H193V75H191V74H187ZM193 71H194L195 73H194ZM199 72H201V73H199ZM248 72H249V73H248ZM12 73H13V71H12ZM14 73H13V75H14ZM19 73H18L17 75L20 76ZM25 73H26V72H25ZM25 73H24V74H25ZM30 73H31V72H30ZM165 73H169V72H165ZM175 73H176V72H175ZM247 73H248V74H247ZM26 74H28V72H27ZM194 74H195V75H194ZM196 74H197L198 76H197ZM206 74H207V75H206ZM209 74H210V75H209ZM240 74H241V75H242V74H243V75H246L247 77L244 76L245 79L242 78V77L240 78V77H239ZM262 74H263V76H264V70H263V73H262ZM10 75H11V72H10ZM188 75H189V76H188ZM200 75H201V77H199ZM208 75H209V76H208ZM217 75H218V74H217ZM222 75H225V76H222ZM243 75H242V76H243ZM6 76H8V77H6ZM22 76H23V74H22ZM24 76H25V75H24ZM194 76H195V77L197 76V77L193 79ZM202 76H203V77H202ZM253 76H255V77L253 78ZM263 76H261V79H262V80H263V78H264ZM4 77L6 78V80H5ZM20 77H21V76H20ZM28 77H29V76H28ZM198 77H199V79H198ZM204 77H205V78L207 77V78L204 79ZM210 77H211V76H210ZM210 77H209V78H210ZM221 77H226V78H224V81L227 80V81H225L226 84L223 83V80H221V79H222ZM21 78H22V80H21V79L19 80V77H18V80L20 81V82H19V83H20L19 85H21V83L24 84V82L28 80L27 77H26V78H25V77H21ZM23 78H25V79L23 80ZM200 78H203L204 81H203L202 79H201V81H200ZM247 78H249V79H250V78H253L252 80H254V81L248 79V80L250 81L251 85H250L249 81L247 80ZM259 78H260V77H259ZM176 79H177V78H176ZM195 79H196L197 81H195ZM212 79H213V77L210 78L211 81H212ZM214 79H213V80H214ZM242 79H243V80H242ZM255 79H256V80H255ZM184 80H185V81L188 80V81L185 82ZM198 80H199V81H198ZM21 81H22V82H21ZM211 81H210L209 83H211ZM218 81H219V82H218ZM231 81L234 82V83L236 82V88H237L238 91L240 92V95H241L242 93L244 94V95L242 94L241 98H240V95H239L237 89L233 91V87H234V89H235V86H234L235 84H234V83L231 84ZM240 81H241V82H240ZM257 81H258V80H257ZM5 82H6V83H5ZM189 82H188V83H189ZM220 82H221V83H220ZM228 82H229V84H227ZM242 82L244 83V86L242 85V87H241ZM247 82H248V84H245V83H247ZM253 82H255L254 85H253ZM260 82H261V81H260ZM14 83H15V82H14ZM178 83H177V84H178ZM215 83H216V82H215ZM263 83H264V81H263ZM189 84H190V83H189ZM212 84H213V81H212ZM223 84H224V86H223ZM233 84H234V85H233ZM260 84H262V83H259V85H260ZM0 86H1V85H0ZM2 86H1L0 89H3V88L10 89V87L7 88L8 84H7L6 87H3V88H2ZM257 87H258V84H257ZM191 88H192V89H191ZM193 88H194V89H193ZM220 88H221V87H220ZM244 88H245V89H244ZM259 88L264 89V85H263V86H259L257 89H259ZM6 89H5V90H6ZM255 89H256V87H255ZM257 89H256V90H257ZM261 89H260V90H261ZM17 90H19V89H17ZM0 91H1V90H0ZM217 91H218V92H217ZM232 91H233V92H236V91H237V92H236V94H235V93H233ZM14 92H15V91H14ZM194 92H193V93H194ZM204 92H205V91H204ZM204 92H203V93H204ZM229 92L232 93V94L230 95ZM241 92H242V93H241ZM257 92H258V93H257ZM1 93H2V92H1ZM193 93H192V94H193ZM249 93H250V92H249ZM11 94H12V93H11ZM11 94H10V95H11ZM13 94H14V93H13ZM16 94H17V93H16ZM172 94H173V93H172ZM255 94H259V95L261 96V98H260L259 95H256V97L259 98V100H261V99L263 98L261 101H258V100H257L258 102H261V103H258V102H257V103H254V102H256V100H255V99H256ZM195 95H196V96H195ZM202 95H205V94H202ZM234 95H235V98H234ZM238 95H239V99H240L239 104L237 103L238 105H241V104H240V103L242 102L241 99H242V98L244 99V97H245L246 100L244 99L243 102L246 101L247 103H251V101L253 100V103H251V106L253 105V106H254L253 109H256V110H255V111L252 110V107H251V111H252V112L250 111L249 113H247V112L250 110V108L248 109V111L245 110V109L247 108V107L245 106V103H246V102H244V103L242 102V103H243V104H242V107H243L242 110H241V109L239 110V109L236 108V105H237L236 103H235V104H228V105L226 104V105H227V110H225L226 107H225V109H224L223 107H224L225 105L223 106V104L226 103V101H229V102L231 101V103H234V102H232V100L234 99V101H235L236 98H237L236 96H238ZM250 95H252V99H250V97H249ZM253 95H254V96H253ZM19 96H20V93H19ZM21 96H22V94H21ZM30 96H31V95H30ZM30 96H29V97L27 96V98H26V95H25V96L23 95L24 99L26 100V103H25V101H24V102L19 101V102L22 103V106L24 105L23 103L27 104V102L29 101V98L31 99ZM171 96H172V95H171ZM258 96H259V97H258ZM11 97H12V96H11ZM14 97H15V96H14ZM17 97H18V95H17ZM198 97H199V99H198ZM200 97H202L203 99H204V97H205V99H204L205 102H204V103H203V101H202L203 99H200ZM253 97H254V99H253ZM41 98H43V97H41ZM41 98H40V99H41ZM184 98H183V99H184ZM230 98H231V99H230ZM18 99H19V97H18ZM21 99H22V98H21ZM21 99H19V100H21ZM27 99H28V101H27ZM172 99H173V98H172ZM172 99H171V100H172ZM195 99H196V100H195ZM197 99H198V100H197ZM218 99H219V100H218ZM226 99H227V98H226ZM10 100H11V99H10ZM15 100H17V99L15 98ZM41 100H42V99H41ZM51 100H52V99H51ZM206 100H207V102H206ZM254 100H255V101H254ZM169 101H170V100H169ZM209 101H210L211 103L213 102L215 105H214V106H211L212 104L209 105V103H210ZM237 101H238V98H237ZM9 102H10V101H9ZM13 102H14V100H13ZM13 102H11V106H12L13 110H15V112H16V110L19 111V110L22 109L21 106H20L19 108L17 107V106H18V105L16 104L17 101H15L14 103H13ZM39 102H40V100H39ZM39 102L37 101V103H36L37 106H40V105L42 104L43 101H41V104H40V105H39ZM171 102H174V101L172 100ZM184 102H185V101H184ZM186 102H187V101H186ZM186 102H185V105H186ZM222 102H223V104H222ZM21 103H20V105H21ZM43 103H44V102H43ZM202 103H203V104H202ZM205 103H207V104H205ZM247 103H246V104H247ZM14 104H15V105H14ZM44 104H45V103H44ZM187 104H189V103H187ZM204 104H205V106H204L205 108H201V107H203ZM257 104H258V106H257ZM259 104H260V105H259ZM7 105L10 106L9 104H7ZM42 105H43V104H42ZM179 105H180V104H179ZM190 105H191V104H190ZM190 105H187V106H189V108L191 109L192 105H191V107H190ZM207 105H208V106H207ZM230 105L232 106V108L230 107ZM238 105H237V107H238ZM243 105H244V106H243ZM247 105H248V104H247ZM249 105H250V104H249ZM249 105H248V106H249ZM24 106H25V105H24ZM182 106H183V105H182ZM199 106H200V107H199ZM209 106H210V107H209ZM261 106H262L263 109L261 108ZM179 107H180V106H179ZM179 107H177V108L179 109ZM195 107H196L198 110L195 109ZM206 107H208V108H206ZM212 107H215V108H212ZM245 107H246V108H245ZM8 108H9V107H8ZM10 108H11V107H10ZM16 108H17V109H16ZM20 108H21V109H20ZM25 108H27V107L25 106ZM199 108H200V109H199ZM217 108H218V109H217ZM221 108L224 109V110H222V111H225V112H222L223 114L220 113V112H221ZM235 108H236L237 110H236ZM238 108H240V107H238ZM244 108H245V109H244ZM259 108H260L261 110H260ZM193 109H194V110H193ZM203 109H205V110L208 109L207 111H209V112H207V111H204V112L202 111V112H201V110H203ZM228 109H230V110H231V109H235L236 111L239 110V112L241 111V112H243V113L246 111V115H247V116L244 117V118H246V119L241 120L242 117H243V115H242L243 113L240 114L239 112H237L238 114L236 115L235 110H234V112L232 113L230 110L228 111ZM243 109H244V111H243ZM258 109H259V111H258ZM9 110H10V109H9ZM210 110H212V111H210ZM215 110H216V111H215ZM176 111H178V110L176 109ZM193 111H196V112H194L195 114L193 113L195 116L192 114ZM219 111H220V112H219ZM227 111H228V112H227ZM257 111H258V112H257ZM263 111H264V110H263ZM189 112H190V113H189ZM198 112H199V113H198ZM200 112H201V113H200ZM214 112H215V113H214ZM259 112H260V114H259ZM170 113H171V112H169L168 117H169ZM196 113H198V115H197ZM203 113H204V114H203ZM206 113H207V114H206ZM209 113H210L211 115H209ZM212 113H214V114H212ZM216 113H217V114H216ZM219 113H220V114H219ZM226 113H227V114H228V113H229V114L231 113L230 116H232V114H233V116L236 115V116H238V118H237V117L234 118L233 116L230 118L229 114H228L229 118H227L228 116H225ZM234 113H235V115H234ZM253 113H254V114H253ZM255 113H258L259 115H261V116L263 115V116H262V117H261V116H258V117L256 118V115H258V114H255ZM199 114H200V116H199ZM227 114H226V115H227ZM249 114H250V116H254V115H255V116H254L255 119L252 117V119H254V120H251L250 116H248ZM173 115H174V113H173ZM179 115H180V114H179ZM201 115H203V116L205 115V116H207V117H208V115H209V117H208V118L206 117V119H204L205 116L203 117V116H201ZM239 115H241V116H239ZM170 116H171V115H170ZM180 116H184V117H186V115H184V114H183V115L181 114ZM196 116H197V118H196ZM198 116H199V118H198ZM213 116H214V117H213ZM168 117L166 118V120H167L168 123H167L166 121H164V123L167 125V127H176V126H177V127H179V126L181 127V126H182L181 128L184 127L185 132L188 131V130L191 131V128H190L189 125H187V126H186V125L184 126V124H183V125H182V124H181V125L176 124L175 126H174V124L172 125V124H171L172 122H174L175 120L179 119V118H177L175 115L172 116V117L170 118V119H173V118L176 117L177 119H175V120L173 119L174 121H171ZM187 117H188V115H187ZM191 117H189L188 119L191 120ZM194 117H195V118H194ZM200 117H201V118H200ZM211 117H212V119H211ZM217 117H218V118H217ZM247 117H249L250 119H247ZM214 118L216 119L215 121H217L215 124L213 123V121H214L213 119H214ZM222 118H223V120L226 118L225 121L221 120ZM168 119L171 121V123L168 121ZM186 119H187V118H186ZM199 119H201V121H200ZM219 119H220V120H219ZM227 119H228V120H227ZM229 119H230V120H229ZM234 119H237V120L240 119V120H239V121L235 120V122H234ZM263 119H262V120H263ZM184 120H185V119H184ZM204 120H205V121H204ZM210 120H211V121H210ZM232 120H233V121H232ZM247 120H248V121H247ZM255 120H256V121H255ZM194 121H195V123H194ZM197 121H198V122H197ZM199 121H200L201 124L199 123ZM206 121H207V122H206ZM208 121H209V122H208ZM218 121H219V122H218ZM227 121H229V123H228ZM230 121H231V122H230ZM240 121H243V122L240 123ZM245 121H246L247 123H246ZM159 122H160V121H159ZM176 122L178 123V121H175L174 123H176ZM226 122H227V125H226ZM233 122H234V123H233ZM237 122H239V123H237ZM244 122H245L246 124H245ZM251 122H250V123H251ZM0 123H1V122H0ZM180 123H181V122H180ZM210 123H211L212 125H211ZM221 123H222V124H221ZM236 123H237V127L234 125V124H236ZM243 123H244V126H243V125H240V124H243ZM258 123H259V124H258ZM1 124H2V123H1ZM198 124H199V125H198ZM216 124H219V126L221 125V127H222V125L224 126V124H225V126L222 127L223 129L221 128V129L218 130V128H220V127H219L218 125H216ZM228 124H229V125H228ZM231 124H233V125H231ZM238 124H239V126H243L242 128H240V130L242 131V133H241V131L239 130ZM247 124H248V125H247ZM252 124L250 125L249 129L246 131V132L251 131L252 133L249 132V134H248V133H245V134H248V135H253V134H254V136H255V133H257V132H256L255 128H253V127L251 128V126H253V125H254V127H255V124H253V125H252ZM8 125H9V124H8ZM8 125H7V126H8ZM201 125H202L203 128L205 127L206 130H205V128L202 129ZM206 125H207V126H206ZM7 126H3V129H4V130H3V131H4L3 134H4V136H6L8 139H10V138L12 139V137H15V134L13 133V134L11 135V134L9 133V131H8V130H10V132H11V129H9ZM9 126H10V125H9ZM188 126H189V127H188ZM214 126H215V127H214ZM217 126H218V128H217ZM210 127H211V128H210ZM244 127H245V128H244ZM246 127H247V128H246ZM7 128H8V130H7ZM212 128H213V129H212ZM228 128H230V129H228ZM235 128H236V129H235ZM250 128H251V129H250ZM261 128H262V129H261ZM184 129H182V130H184ZM244 129H245V130H244ZM200 130H202V131H200ZM207 130H208V131H207ZM209 130H210V131L212 130V132H213V131H215V132L212 133V132H210ZM224 130H225V131H224ZM227 130H228V131H227ZM235 130H236V132H234ZM238 130H239L240 133L238 132ZM217 131H219V132H217ZM201 132H202L205 136H204L203 134H200ZM216 132H217V133H216ZM226 132H227V133H226ZM230 132H231L232 134H233V133H236V134H233V135H232ZM11 133H12V132H11ZM214 133H215V134H214ZM218 133L220 134L219 136H218ZM221 133H222V134H221ZM229 133H230L231 135H230ZM250 133H251V134H250ZM262 133H263V131H262ZM212 134H214V136L217 135V137H213ZM243 134H242V135H243ZM198 135H199V137H198ZM200 135H202V136L200 137ZM211 135H212V136H211ZM229 135H230V137H229ZM260 135H261V134H260ZM260 135H259V136H260ZM195 136H193V139L195 138ZM207 136H208L209 138H207ZM226 136H225V138H226ZM231 136H232L233 138H232ZM244 136H245V135H244ZM254 136H253V137H254ZM257 136H258V135H257ZM247 137H248V136H247ZM228 138H226L224 141L227 140L226 142H230V145H232L231 141H228ZM230 138H231V139H230ZM239 138H240V137H239ZM245 138H246V137H245ZM245 138H244V139H245ZM248 138H249V137H248ZM248 138H247V139H248ZM250 138H252V137H250ZM201 139H200V141L202 142ZM215 139H217V140H215ZM220 139H222V137H221ZM223 139H224V138H223ZM196 140H197V139H196ZM204 140H203V141H204ZM205 141L208 142V140H205ZM210 141H211V140H210ZM214 141H215V142H214ZM216 142H217V143H216ZM226 142H225V144H226ZM210 143L208 142V144H210ZM228 144H229V143H228ZM228 144H227V145H228ZM230 145H229V146H230ZM221 147H222V146H221ZM221 147H220V148H221ZM224 147L226 148V146H224ZM227 147H228V146H227ZM230 147H231V146H230ZM230 147H228V149H229ZM225 148H224V149H225ZM230 150H231V148L229 149V151H230ZM224 151H227V149L224 150ZM5 207H6V206H5ZM5 207H3V208H5ZM3 208H1L2 211H3ZM5 209H6V208H5ZM5 209H4V210H5ZM1 219H2V218H1ZM1 219H0V220H1ZM6 220H7V219H6ZM5 223H6V222H5ZM5 225H7V224H4L3 226H5Z\"/></svg>", "mask_w": 264, "mask_h": 264}]
</instances>
